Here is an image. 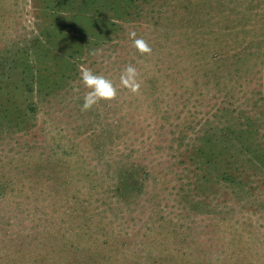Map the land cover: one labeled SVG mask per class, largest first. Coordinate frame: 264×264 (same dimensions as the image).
Segmentation results:
<instances>
[{"label":"rangeland","instance_id":"374dc122","mask_svg":"<svg viewBox=\"0 0 264 264\" xmlns=\"http://www.w3.org/2000/svg\"><path fill=\"white\" fill-rule=\"evenodd\" d=\"M0 264H264V0H0Z\"/></svg>","mask_w":264,"mask_h":264},{"label":"clouds","instance_id":"9594fccd","mask_svg":"<svg viewBox=\"0 0 264 264\" xmlns=\"http://www.w3.org/2000/svg\"><path fill=\"white\" fill-rule=\"evenodd\" d=\"M129 35L135 37V32H131ZM133 44L142 54L151 52L150 46L143 39H134ZM136 77V68L128 65L120 76V83L132 92H136L140 87ZM80 79L83 85L90 90L83 98L82 110H88L99 101L111 100L116 96L117 90L112 81L102 75L95 74L90 69L82 67L80 69Z\"/></svg>","mask_w":264,"mask_h":264}]
</instances>
